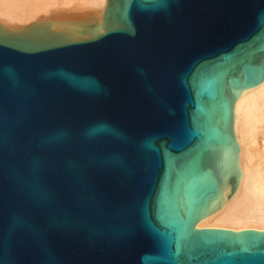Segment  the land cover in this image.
<instances>
[{
  "label": "water",
  "instance_id": "95a60500",
  "mask_svg": "<svg viewBox=\"0 0 264 264\" xmlns=\"http://www.w3.org/2000/svg\"><path fill=\"white\" fill-rule=\"evenodd\" d=\"M109 17L75 42L0 35V264H264V230L196 229L221 194L226 79L264 81V0Z\"/></svg>",
  "mask_w": 264,
  "mask_h": 264
},
{
  "label": "bare ground",
  "instance_id": "6f19581e",
  "mask_svg": "<svg viewBox=\"0 0 264 264\" xmlns=\"http://www.w3.org/2000/svg\"><path fill=\"white\" fill-rule=\"evenodd\" d=\"M112 7L113 0H0V35L91 39L117 24L109 17ZM226 84L232 95L227 142L210 146L218 153L219 175L214 168L210 172L221 194L211 196L196 229L264 230V81L236 86L226 79ZM182 203L185 214V196Z\"/></svg>",
  "mask_w": 264,
  "mask_h": 264
},
{
  "label": "rangeland",
  "instance_id": "374dc122",
  "mask_svg": "<svg viewBox=\"0 0 264 264\" xmlns=\"http://www.w3.org/2000/svg\"><path fill=\"white\" fill-rule=\"evenodd\" d=\"M260 62L261 63H263L264 62V54H262L261 55V58H260ZM228 94H229V97H232V95L230 96V91L228 90ZM211 154H212V157H213V163H214V169H215V171H216V173H217V175H219L218 174V172H219V161H218V153H217V150H213V151H211Z\"/></svg>",
  "mask_w": 264,
  "mask_h": 264
}]
</instances>
